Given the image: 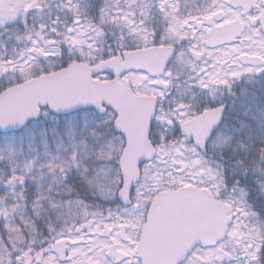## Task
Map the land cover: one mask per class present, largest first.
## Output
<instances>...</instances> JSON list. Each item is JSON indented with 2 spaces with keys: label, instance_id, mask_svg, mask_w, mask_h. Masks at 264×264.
I'll use <instances>...</instances> for the list:
<instances>
[{
  "label": "snow or ice",
  "instance_id": "6c2138e0",
  "mask_svg": "<svg viewBox=\"0 0 264 264\" xmlns=\"http://www.w3.org/2000/svg\"><path fill=\"white\" fill-rule=\"evenodd\" d=\"M0 264H264V0H0Z\"/></svg>",
  "mask_w": 264,
  "mask_h": 264
}]
</instances>
